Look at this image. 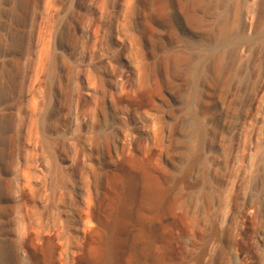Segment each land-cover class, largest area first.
Instances as JSON below:
<instances>
[{"label": "rangeland", "instance_id": "374dc122", "mask_svg": "<svg viewBox=\"0 0 264 264\" xmlns=\"http://www.w3.org/2000/svg\"><path fill=\"white\" fill-rule=\"evenodd\" d=\"M146 182L176 224L140 264H264V0H0V264Z\"/></svg>", "mask_w": 264, "mask_h": 264}, {"label": "bare ground", "instance_id": "6f19581e", "mask_svg": "<svg viewBox=\"0 0 264 264\" xmlns=\"http://www.w3.org/2000/svg\"><path fill=\"white\" fill-rule=\"evenodd\" d=\"M129 101L139 110H143L144 106H146V100L143 97L132 98ZM112 147L117 154L118 143L116 140L112 142ZM118 160L119 162L112 164L114 170L124 167L125 162L128 161L124 157L120 158L119 155ZM129 182L131 185L123 206H130L131 199L136 192L131 174ZM142 190L141 199L144 201L145 207L152 212V215L144 214L141 210L133 211L131 213L133 220L127 225L120 217L115 219L113 223H107L101 216L99 209L89 203L85 212L86 215L83 218L84 242L78 247L77 251L71 253L72 255H65L67 261H71L73 264H120L119 259L123 249L121 237L127 235L126 254L129 262L130 264H140V259L146 250L149 235L155 234L159 236L163 230L171 232L176 224V219L166 217L167 209L162 206L159 196L155 193L156 189L154 186L146 182ZM126 214H128L126 216H129V212H126ZM17 230L14 233V238L22 252L21 263L58 264L56 260L57 251L52 238H46L44 244L39 246L32 235L23 236L22 231H20V225ZM59 256L63 259L62 253ZM67 261L64 264H68Z\"/></svg>", "mask_w": 264, "mask_h": 264}]
</instances>
